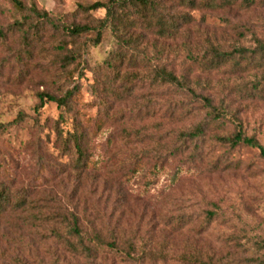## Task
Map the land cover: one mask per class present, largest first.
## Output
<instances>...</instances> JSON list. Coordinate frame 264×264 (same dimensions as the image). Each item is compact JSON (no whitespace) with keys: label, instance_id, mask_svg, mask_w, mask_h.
<instances>
[{"label":"rangeland","instance_id":"1","mask_svg":"<svg viewBox=\"0 0 264 264\" xmlns=\"http://www.w3.org/2000/svg\"><path fill=\"white\" fill-rule=\"evenodd\" d=\"M20 1L48 11L54 23L0 0V264L264 258V155L217 137H231L240 121L243 135L264 151V53L256 50L264 43V0H184L175 8L183 12L178 33L162 39L144 31V54L119 72L137 75L123 81L104 66L119 47L108 31L93 44V33L72 37L61 28L82 22L78 3L96 0ZM103 16V9L89 15ZM155 44L159 63L183 73L225 116L212 120L209 107L185 89L151 82ZM212 47L247 52L238 65L209 68ZM71 48L76 57L68 62ZM71 89L67 111L53 101L39 105V93ZM61 115L63 128L75 122L85 134L82 165L57 135ZM201 123L202 136L182 138ZM72 214L85 244L94 245L88 254L75 250ZM94 233L114 247L96 244Z\"/></svg>","mask_w":264,"mask_h":264},{"label":"trees","instance_id":"2","mask_svg":"<svg viewBox=\"0 0 264 264\" xmlns=\"http://www.w3.org/2000/svg\"><path fill=\"white\" fill-rule=\"evenodd\" d=\"M14 6L22 11L27 9L29 14L25 17L35 16L38 21H45L53 25V19L46 10H38L35 5L30 8L26 6L20 0H10ZM170 3H166L163 0H104V1H94L90 3H78L77 11L81 13L82 22L72 23L71 25L61 27L63 31L72 37H81L93 33L92 43L97 44L102 39L105 32H109L118 43L119 47L117 51H110L109 57L104 61V66L108 67L113 73L115 78L120 80H127L130 76L137 75L136 73H125L119 76L120 67L127 64L137 63L139 61V54H144L145 50L139 48L140 39L145 38L147 34L144 31H152L157 35V37L162 39L173 38L179 31L180 27L183 25V12L175 10L178 5H183L184 0H169ZM190 2L192 0H185ZM99 9L104 10V16L102 18H90L89 15L92 11ZM56 26V25H54ZM27 29H31L28 26ZM142 42V41H141ZM155 47L158 44L154 45ZM260 53H264V43H259L257 45ZM133 48L134 54L130 55L127 50ZM145 49V48H144ZM156 55L155 63L153 68L149 71L151 82L157 87L169 86L176 90L183 91L185 89L192 97L199 98L203 101L204 106L209 107L211 111V119L215 120L219 118L220 115H226L225 110L217 109L211 103V99L208 96L196 94V92L189 86L188 80L183 76V73L176 74L173 70L167 68L166 65L159 63L160 55L162 49L159 47L155 48ZM76 52L72 48L67 54H64L63 59L71 62L76 57ZM236 52L238 56H235ZM247 52L244 48H237L231 51L220 50L212 47L208 54L209 56L205 59L209 68H218L223 63L228 60L233 62V65L240 64L241 55ZM255 50L250 52V55H254ZM238 57V58H236ZM205 61V60H204ZM250 61V60H248ZM258 91V90H257ZM74 93V89L67 90L61 96L52 95L46 92H41L38 94L39 105L42 106L46 101L56 102L57 106L61 109L68 110V103ZM209 113V115H210ZM229 115V113H227ZM74 121V120H73ZM66 122L63 115L57 120L55 128L57 130V135H59L61 144L66 147V149L73 148L76 153V161L82 165L84 163V154L86 146V137L83 131L74 122L69 128H63L62 124ZM203 134V126L197 124L192 130L182 132V138L193 139L200 137ZM218 140L223 142H228L230 146L234 147L240 143H249L261 150L264 155V151L261 145L256 141L254 137L246 138L242 132V123L236 121V130L231 137L217 136ZM2 195V193L0 194ZM2 202H0L1 205ZM71 225L70 233L79 236V247H75V250H79L83 253H90L95 248L91 240L89 244H85V239L81 236V229L77 224L78 218L75 215H71ZM96 244L106 245L109 247H114V242H106L98 233H94V238ZM257 264H264V258H258L255 260Z\"/></svg>","mask_w":264,"mask_h":264}]
</instances>
